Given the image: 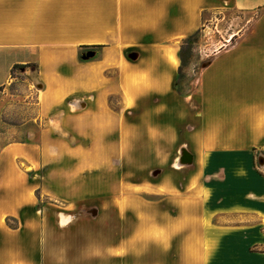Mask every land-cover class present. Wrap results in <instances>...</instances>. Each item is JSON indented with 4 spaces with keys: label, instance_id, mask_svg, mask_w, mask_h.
<instances>
[{
    "label": "crops",
    "instance_id": "1",
    "mask_svg": "<svg viewBox=\"0 0 264 264\" xmlns=\"http://www.w3.org/2000/svg\"><path fill=\"white\" fill-rule=\"evenodd\" d=\"M226 11L246 27L212 53L205 39L178 92L181 45ZM31 63L52 137L0 146V264H264V0H0V89ZM106 126L119 156L133 126L156 174L128 213L96 194ZM63 158L83 176L71 193L52 182Z\"/></svg>",
    "mask_w": 264,
    "mask_h": 264
},
{
    "label": "rangeland",
    "instance_id": "2",
    "mask_svg": "<svg viewBox=\"0 0 264 264\" xmlns=\"http://www.w3.org/2000/svg\"><path fill=\"white\" fill-rule=\"evenodd\" d=\"M216 17L217 19H213V25L209 29L204 28L206 29L205 32L199 31L198 33L197 41L193 45L190 63L184 68V77L179 85L180 92L183 94L189 92L192 85L194 86L195 79L202 68V65L198 64V59L200 48L205 45V39H211L207 49L208 53H212L218 50L221 45L220 40L223 37L228 39L234 33H241L246 27V20L240 13L226 11ZM83 56L84 59L80 60L86 59L85 53ZM36 70L37 67L33 63L14 66L10 83L5 88L0 89V146L9 142L21 141L39 143L41 136L44 134L52 137L49 122L36 120L38 115L37 103L39 101L38 91L41 89ZM74 99L75 97H68L63 103L71 104ZM117 100V97H111V106L114 107ZM127 116L128 119L131 118L132 120L134 113ZM81 128L79 129L81 130ZM116 129L117 126H106V142L104 141L106 144V175L94 179L98 183L106 177V189L96 190L97 195H106V214L128 213L134 200L140 198L150 199V194L142 192L139 187L142 183L150 187L153 177H156L155 173H151L150 162L144 155L140 142L135 141L134 127L127 126V137L121 147L122 156H119L118 152ZM84 133L86 134V131ZM97 133L99 132L96 130ZM109 133L110 135H108ZM53 142L50 144L54 145ZM59 142L62 143V149L67 151H70L71 148L86 151L89 150L91 145L86 138L75 140L69 136L63 137ZM62 160L64 174H51L52 182L57 178L64 185V192L71 193L72 183L82 182L83 176L80 177L76 174L73 168L74 163H71L69 158H63ZM86 160V158H82L83 163H80V167L87 165ZM176 180L181 186L185 182V176L178 173Z\"/></svg>",
    "mask_w": 264,
    "mask_h": 264
},
{
    "label": "trees",
    "instance_id": "3",
    "mask_svg": "<svg viewBox=\"0 0 264 264\" xmlns=\"http://www.w3.org/2000/svg\"><path fill=\"white\" fill-rule=\"evenodd\" d=\"M198 33H199V31H197L192 36L188 37L180 47L179 58H180L181 65L179 67L178 78H177L176 83H175V86H176V89L178 90V92H180V88H179L180 81L184 77V68H186L190 63V59L192 57L193 45L197 41ZM80 59H84L83 54L80 55ZM8 225L13 227V225L9 221H8Z\"/></svg>",
    "mask_w": 264,
    "mask_h": 264
}]
</instances>
